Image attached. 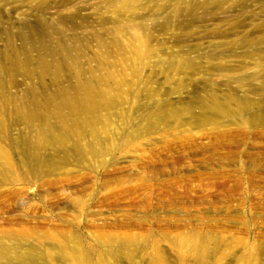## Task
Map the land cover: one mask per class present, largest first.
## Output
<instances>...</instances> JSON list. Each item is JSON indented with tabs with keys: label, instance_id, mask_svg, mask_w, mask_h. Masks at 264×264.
Returning a JSON list of instances; mask_svg holds the SVG:
<instances>
[{
	"label": "rangeland",
	"instance_id": "obj_1",
	"mask_svg": "<svg viewBox=\"0 0 264 264\" xmlns=\"http://www.w3.org/2000/svg\"><path fill=\"white\" fill-rule=\"evenodd\" d=\"M0 264H264V0H0Z\"/></svg>",
	"mask_w": 264,
	"mask_h": 264
},
{
	"label": "bare ground",
	"instance_id": "obj_2",
	"mask_svg": "<svg viewBox=\"0 0 264 264\" xmlns=\"http://www.w3.org/2000/svg\"><path fill=\"white\" fill-rule=\"evenodd\" d=\"M129 29L131 31L132 38L141 41V34L139 32V29H138L137 25H135L134 23H131L129 25Z\"/></svg>",
	"mask_w": 264,
	"mask_h": 264
}]
</instances>
